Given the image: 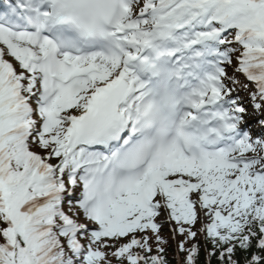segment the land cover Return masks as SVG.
<instances>
[{"label":"snow or ice","instance_id":"6c2138e0","mask_svg":"<svg viewBox=\"0 0 264 264\" xmlns=\"http://www.w3.org/2000/svg\"><path fill=\"white\" fill-rule=\"evenodd\" d=\"M0 264H264V0H0Z\"/></svg>","mask_w":264,"mask_h":264},{"label":"rangeland","instance_id":"374dc122","mask_svg":"<svg viewBox=\"0 0 264 264\" xmlns=\"http://www.w3.org/2000/svg\"><path fill=\"white\" fill-rule=\"evenodd\" d=\"M227 71L229 72V74H231L232 69H231V68H228ZM196 226H200V224L198 223ZM164 233L168 234L169 237H170L171 233L169 232V227H168V225H164V228H163L161 234H164Z\"/></svg>","mask_w":264,"mask_h":264},{"label":"trees","instance_id":"16d2710c","mask_svg":"<svg viewBox=\"0 0 264 264\" xmlns=\"http://www.w3.org/2000/svg\"><path fill=\"white\" fill-rule=\"evenodd\" d=\"M172 253H171V250L169 251V256L171 257ZM202 259H203V255H202Z\"/></svg>","mask_w":264,"mask_h":264}]
</instances>
